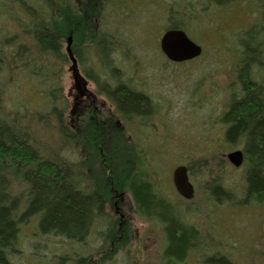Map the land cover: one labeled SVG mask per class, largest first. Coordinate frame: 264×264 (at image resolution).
Listing matches in <instances>:
<instances>
[{
    "label": "rangeland",
    "instance_id": "rangeland-1",
    "mask_svg": "<svg viewBox=\"0 0 264 264\" xmlns=\"http://www.w3.org/2000/svg\"><path fill=\"white\" fill-rule=\"evenodd\" d=\"M42 1L48 9L78 11V19L86 15L90 29L97 27V20H93L95 8L85 1ZM125 1L133 4L140 2L137 18L133 11L120 18L124 23H132L133 28L130 33L127 31L125 37L133 43L118 46L117 53L112 57L116 58L117 67L123 72L122 81L130 82L131 88L141 92L151 103V114L147 118L130 123L124 122L114 105L98 92L96 84L85 75L90 62L84 55L81 61L75 57L76 52L92 55L90 34L85 31L75 33L71 29L65 32L62 49L66 55L65 62L36 55L29 38L23 36L15 20L16 14H19L17 5L21 2L14 5L8 0L1 2L5 7L1 8L4 9V18L0 16V45L10 40V45L1 54L4 64L10 62L4 71L7 77H4L1 109L5 122L26 131L28 135V145L35 152L36 162L27 169L62 156L68 163H79L84 176L91 178L95 189L104 193L107 201L106 222L101 221L93 231L94 236L83 245L62 237L39 236L35 230L36 221L31 219L21 227L17 247L19 254L12 257L13 262L53 264L57 257L75 260L86 256L98 264L104 257L110 256L102 264H163L164 236L161 226L140 218L128 194L112 189L114 174L119 170L121 173L130 170L145 174L158 195L175 206L181 220L195 226L205 237L207 243L200 252L190 253L188 264H204L212 254L228 257L229 264H264V201L245 197V171L251 165L250 160L244 155L240 143H226L225 125L221 120L229 98L240 87L234 69L237 61L234 50H238L236 37L259 21V9L255 4L253 6L241 0L229 10L221 9L222 18H230V23L220 36L212 34L210 25L200 26L185 20L188 25L186 33L201 48V54L187 62L173 63L166 59L159 47L168 23L167 16L162 20L158 15L161 12L166 14V11L152 5L147 17V1L150 0ZM169 1L151 0L158 6H166ZM185 1L191 3L188 6L190 9L205 4L201 0ZM108 3L105 6L108 14H104L106 20L114 11ZM206 7L207 13L214 15V10ZM179 8L185 11V8ZM152 15L157 21L147 28L146 38L142 39L139 36ZM108 21L111 23L112 18ZM214 21L220 23L218 18ZM216 23L213 29L217 30ZM103 26L110 28L108 24ZM21 37L25 38L24 46L30 52L27 55L28 66L33 67L36 63L29 59L31 55L41 65L58 69L62 92V96L58 95V102L61 104L63 99L67 102L66 111L61 109L62 115L59 114L64 128L57 120L59 115L42 116L39 112L41 99H34V94L41 92L22 72L25 67L21 59L24 57H13L17 52L15 49L21 45ZM69 40L75 60L73 69L67 53ZM262 65L264 67V63ZM253 71H257L254 75L258 80L260 69ZM98 139L103 140L100 148L94 147ZM235 152L242 155L239 167L229 160V155ZM116 159L119 162H115ZM178 166L187 168L194 190L189 200L180 197L172 183V172ZM2 168L10 195L18 197L25 194L24 176L19 168L15 165H4ZM214 183L231 194L232 202H217L208 194L207 187Z\"/></svg>",
    "mask_w": 264,
    "mask_h": 264
},
{
    "label": "trees",
    "instance_id": "trees-1",
    "mask_svg": "<svg viewBox=\"0 0 264 264\" xmlns=\"http://www.w3.org/2000/svg\"><path fill=\"white\" fill-rule=\"evenodd\" d=\"M8 1L13 5L16 2H21L20 5H17L19 6L17 18L14 16L11 18H16L21 33L24 37L29 38L36 55L50 56L56 61L65 62L66 55L62 50L65 32L70 29L75 33L85 31L90 34L92 55L87 56L84 52H76L75 57L81 61L84 55V58L90 62L91 66L88 65L89 71H86L85 75L96 84L98 92L109 99L125 123L147 118L151 114L149 99L141 92L133 90L130 82L122 81L123 72L117 67L116 58L112 57L117 53L118 46L133 43L125 37L127 31L131 32L132 23L126 22V24L120 18L121 15H125L129 11H133L137 18L140 2L133 4L125 0H82L87 2L88 6L92 5L95 8L93 20H97L98 24L92 30L86 15L84 18L78 19L77 15L80 14L78 11L69 12L63 8L48 9L42 0ZM201 1L205 4L191 6L193 9H190L188 6L191 3L185 0H170L166 6L165 4L158 6L150 0L147 1V17H149V10H151L149 7L154 5L163 12L166 11V14L161 12L158 15L162 20L164 16H167L165 18L168 24L165 25L166 29L163 33L181 31L187 35L186 20L189 23L196 22L200 26L210 25L212 34L220 36L223 34V29L226 26L228 28L230 18H222L219 11L221 9L229 10L240 0ZM241 1L248 2L253 6L255 4L259 9V21L251 25L239 37H236L238 50H234V55L237 57L234 69L237 71L240 87L238 92L233 93L232 97L229 98L226 105L227 109L221 120L225 125L224 140L226 143L230 145L240 143L244 155L250 160L251 165L245 171V197L263 202L264 67L262 64L264 63V0ZM1 2L2 0H0ZM107 3L114 10L109 18H112L111 23L104 16V14H108L105 7ZM180 6L185 8V11L181 10ZM206 6L214 10V15L212 12L207 13ZM4 7L1 3L0 16L3 18L4 9L1 10V8ZM131 8L132 10H130ZM139 14L142 17V14ZM187 14L189 15L184 17ZM6 16L8 17V15ZM215 18L216 20L217 18L220 19V23L218 21L216 23ZM102 21L104 24L110 25V28H104ZM155 21L157 18L154 20V15H152L147 20L140 38H146L147 28L155 24ZM214 23L218 26L217 30L213 29ZM187 36L193 41L189 35ZM24 37L19 38L21 45L17 46L15 49L17 52L13 57L16 59L17 57H24L21 59L22 65L25 67L22 72L26 79L38 86L41 92L34 94V99L36 97L41 99L39 112L42 116L62 115L61 109L66 111L67 102L65 99L61 104L58 102V95L62 96L58 81L60 77L58 69L47 64L41 65L31 55L29 59L36 63L33 64V67L28 66L27 55L30 52L24 46L26 44ZM0 40H2L1 37ZM9 42L10 40H6V44L3 41L0 45V264H15L12 257L19 254L17 247L21 227L28 224L33 218L36 221L37 235L62 237L67 241L83 245L90 237L94 236L95 227L99 226L100 222L107 217L105 212L107 201L104 193L95 189L90 177L84 176L79 163H68L61 156L52 161L40 162L39 166L27 169L33 162H36L35 152L28 145V135L26 131L17 129L14 125L5 122L1 109L4 77H7L4 75V71L10 63L4 64L1 54L6 50L7 45H10ZM3 45L5 47H2ZM222 45L225 43L222 42ZM256 68L260 69L259 72L261 73L258 80L256 79L257 75H254L257 71L256 73L253 71ZM61 118L62 116H57V120L59 119L61 124L60 127L64 128L65 124ZM102 141L98 139L94 147L100 148ZM28 151H32V154H28ZM115 162H119V160L116 159ZM120 162L123 163L122 160ZM4 165L5 167L15 165L23 173L26 196L25 194L18 197L10 195L8 181L3 170H1ZM114 178L112 189L125 191L128 194L135 213L140 218L161 226L164 236L163 264H188L187 260L190 253L202 250L207 243L203 234L195 226L181 220L175 206L158 195L145 174L130 170L121 173L119 170L114 174ZM207 189L208 194L215 201L232 202L231 194L226 192L220 184L214 183ZM109 257H104L98 264H102ZM227 260L228 257L226 259L212 254L207 257L204 264H229ZM53 264L95 263L90 257L81 256L75 260L57 257Z\"/></svg>",
    "mask_w": 264,
    "mask_h": 264
},
{
    "label": "water",
    "instance_id": "water-1",
    "mask_svg": "<svg viewBox=\"0 0 264 264\" xmlns=\"http://www.w3.org/2000/svg\"><path fill=\"white\" fill-rule=\"evenodd\" d=\"M71 41H68L67 53L72 62V69L75 67V60L70 51ZM159 47L166 59L173 63H182L193 60L200 56L201 48L191 41L184 32H166L159 41ZM230 162L239 167L242 155L235 152L229 155ZM172 183L177 194L183 199L189 200L194 195V190L189 182L187 168L184 166L176 167L172 172Z\"/></svg>",
    "mask_w": 264,
    "mask_h": 264
}]
</instances>
